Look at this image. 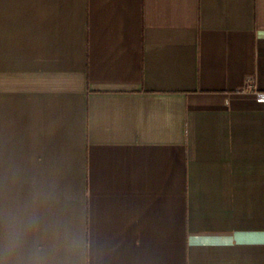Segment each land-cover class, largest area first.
I'll use <instances>...</instances> for the list:
<instances>
[{
  "label": "crops",
  "instance_id": "1",
  "mask_svg": "<svg viewBox=\"0 0 264 264\" xmlns=\"http://www.w3.org/2000/svg\"><path fill=\"white\" fill-rule=\"evenodd\" d=\"M262 94L264 0H0V264H264Z\"/></svg>",
  "mask_w": 264,
  "mask_h": 264
},
{
  "label": "clouds",
  "instance_id": "2",
  "mask_svg": "<svg viewBox=\"0 0 264 264\" xmlns=\"http://www.w3.org/2000/svg\"><path fill=\"white\" fill-rule=\"evenodd\" d=\"M23 243V237L22 234H17L14 238H13V246H18L20 244Z\"/></svg>",
  "mask_w": 264,
  "mask_h": 264
},
{
  "label": "built area",
  "instance_id": "3",
  "mask_svg": "<svg viewBox=\"0 0 264 264\" xmlns=\"http://www.w3.org/2000/svg\"><path fill=\"white\" fill-rule=\"evenodd\" d=\"M259 99L264 101V94H262Z\"/></svg>",
  "mask_w": 264,
  "mask_h": 264
}]
</instances>
